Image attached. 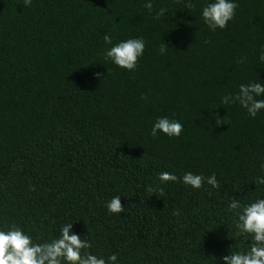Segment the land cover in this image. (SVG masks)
<instances>
[{
    "label": "trees",
    "instance_id": "obj_1",
    "mask_svg": "<svg viewBox=\"0 0 264 264\" xmlns=\"http://www.w3.org/2000/svg\"><path fill=\"white\" fill-rule=\"evenodd\" d=\"M238 2L211 32L200 0H155L169 8L160 21L142 0H0V224L50 238L71 220L91 251L121 264H212L242 248L227 204L264 191L252 183L264 174V112L251 119L221 97L264 81V0ZM105 32L144 37L134 72L104 62ZM162 115L183 123L179 138L149 135ZM161 171L215 173L220 187L169 183L161 195ZM115 195L123 211L109 214Z\"/></svg>",
    "mask_w": 264,
    "mask_h": 264
},
{
    "label": "clouds",
    "instance_id": "obj_2",
    "mask_svg": "<svg viewBox=\"0 0 264 264\" xmlns=\"http://www.w3.org/2000/svg\"><path fill=\"white\" fill-rule=\"evenodd\" d=\"M183 2L184 9L195 7L193 0ZM23 3L25 7H30L33 0H23ZM142 7L155 21H160L169 13L166 6L157 9L155 0H142ZM238 7V0H200L199 17L211 32L224 30L234 20ZM103 43L104 62L127 72L137 69L138 61L143 57L146 48V40L140 35L114 41L112 34L105 32ZM168 50L169 46L161 40L159 54L164 55ZM256 60L257 63L264 64V44L258 46ZM245 61L246 57H241L238 62ZM95 75L98 77L99 73ZM221 103L238 105L249 118L255 119L264 112V81L257 79L240 83L234 93L221 97ZM183 131L184 125L180 120L162 115L152 122L149 135L153 138L162 135L172 139L179 138ZM259 168L264 173V157H261ZM156 179L159 181L161 195L164 194L163 186L169 183L179 182L191 190H201L206 186L212 189L220 187L215 173L205 176L202 173L185 171L178 176L174 172L161 171ZM252 183L256 185V189L264 190V174L253 177ZM30 190L35 191L34 188ZM104 207L109 214L121 213V197L112 196L105 201ZM227 210L232 221L233 236L243 239L245 244L242 248L228 247L225 255L207 257H214L212 264H264V191L251 199L231 196ZM173 215L181 216L182 211L177 208ZM74 223L71 220L62 221L57 226L55 235L50 238L34 236L30 230L14 222L0 224V264H121L117 253L104 255L91 251L92 242L73 232Z\"/></svg>",
    "mask_w": 264,
    "mask_h": 264
}]
</instances>
